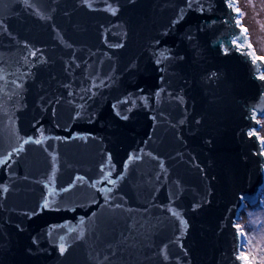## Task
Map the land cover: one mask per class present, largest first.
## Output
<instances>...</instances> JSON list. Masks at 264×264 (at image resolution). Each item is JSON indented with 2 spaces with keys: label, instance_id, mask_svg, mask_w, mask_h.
Returning <instances> with one entry per match:
<instances>
[{
  "label": "water",
  "instance_id": "obj_1",
  "mask_svg": "<svg viewBox=\"0 0 264 264\" xmlns=\"http://www.w3.org/2000/svg\"><path fill=\"white\" fill-rule=\"evenodd\" d=\"M234 2L0 0V264H247L264 59Z\"/></svg>",
  "mask_w": 264,
  "mask_h": 264
},
{
  "label": "rangeland",
  "instance_id": "obj_2",
  "mask_svg": "<svg viewBox=\"0 0 264 264\" xmlns=\"http://www.w3.org/2000/svg\"><path fill=\"white\" fill-rule=\"evenodd\" d=\"M234 3L247 30L250 49L264 59V0H235ZM259 118L257 131L264 137V115ZM259 198L254 205H245L239 215L242 252L247 264H264V188Z\"/></svg>",
  "mask_w": 264,
  "mask_h": 264
},
{
  "label": "snow or ice",
  "instance_id": "obj_3",
  "mask_svg": "<svg viewBox=\"0 0 264 264\" xmlns=\"http://www.w3.org/2000/svg\"><path fill=\"white\" fill-rule=\"evenodd\" d=\"M235 10H236L237 13L239 14V12H240L239 8H236ZM237 23H239V20H237ZM243 31L246 32L247 30L244 29ZM261 79H264V76H262ZM36 142L39 143L40 141H36ZM60 250H61V252H63V251H64V247L61 246V249H60Z\"/></svg>",
  "mask_w": 264,
  "mask_h": 264
},
{
  "label": "bare ground",
  "instance_id": "obj_4",
  "mask_svg": "<svg viewBox=\"0 0 264 264\" xmlns=\"http://www.w3.org/2000/svg\"><path fill=\"white\" fill-rule=\"evenodd\" d=\"M237 8H239L238 6H237ZM240 23L242 24V21H240ZM253 51V50H252ZM253 56H257V54L255 53V51H253V54H252ZM259 124H260V118H259ZM260 137L261 138H263L264 139V137L260 134ZM262 139V140H263ZM263 143H264V140H263Z\"/></svg>",
  "mask_w": 264,
  "mask_h": 264
},
{
  "label": "built area",
  "instance_id": "obj_5",
  "mask_svg": "<svg viewBox=\"0 0 264 264\" xmlns=\"http://www.w3.org/2000/svg\"><path fill=\"white\" fill-rule=\"evenodd\" d=\"M236 223H237V226L240 228L239 220H237ZM239 230H240V229H239Z\"/></svg>",
  "mask_w": 264,
  "mask_h": 264
},
{
  "label": "trees",
  "instance_id": "obj_6",
  "mask_svg": "<svg viewBox=\"0 0 264 264\" xmlns=\"http://www.w3.org/2000/svg\"><path fill=\"white\" fill-rule=\"evenodd\" d=\"M259 200H260V198H259ZM259 200H258V201H259ZM258 201H257V202H258ZM257 202H256V203H257ZM243 248H244V246H243Z\"/></svg>",
  "mask_w": 264,
  "mask_h": 264
}]
</instances>
